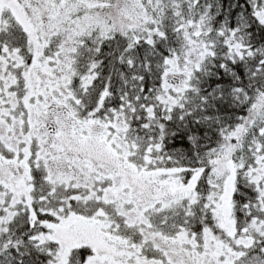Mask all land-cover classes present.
I'll return each instance as SVG.
<instances>
[{
  "label": "snow or ice",
  "instance_id": "snow-or-ice-1",
  "mask_svg": "<svg viewBox=\"0 0 264 264\" xmlns=\"http://www.w3.org/2000/svg\"><path fill=\"white\" fill-rule=\"evenodd\" d=\"M0 264H264V0H0Z\"/></svg>",
  "mask_w": 264,
  "mask_h": 264
}]
</instances>
